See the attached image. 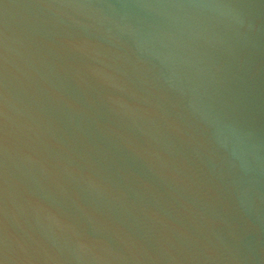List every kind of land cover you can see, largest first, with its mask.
I'll return each mask as SVG.
<instances>
[{
  "label": "water",
  "instance_id": "water-1",
  "mask_svg": "<svg viewBox=\"0 0 264 264\" xmlns=\"http://www.w3.org/2000/svg\"><path fill=\"white\" fill-rule=\"evenodd\" d=\"M263 197L264 0H0V264Z\"/></svg>",
  "mask_w": 264,
  "mask_h": 264
}]
</instances>
